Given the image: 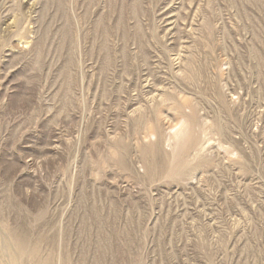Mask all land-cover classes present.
<instances>
[{"label": "rangeland", "instance_id": "374dc122", "mask_svg": "<svg viewBox=\"0 0 264 264\" xmlns=\"http://www.w3.org/2000/svg\"><path fill=\"white\" fill-rule=\"evenodd\" d=\"M0 237V264H264V0H0Z\"/></svg>", "mask_w": 264, "mask_h": 264}, {"label": "bare ground", "instance_id": "6f19581e", "mask_svg": "<svg viewBox=\"0 0 264 264\" xmlns=\"http://www.w3.org/2000/svg\"><path fill=\"white\" fill-rule=\"evenodd\" d=\"M213 125V124H212ZM192 130V129H191ZM153 136V132L150 130L148 131L147 135H146V138H149ZM145 140V139H144ZM190 140V123L186 120L182 122V124L180 125V127L175 131L173 132L172 134H169L167 137H166V143L167 145H169L171 147V150L169 152V155H170V163H176L178 162L177 160L179 159L178 157H180V154L181 152L185 149L186 145L188 144ZM165 143V144H166ZM192 144V143H191ZM188 149V148H187ZM158 151V150H157ZM161 151V150H160ZM186 152V151H185ZM183 153V152H182ZM185 154V153H183ZM186 156V155H185ZM146 157V156H145ZM165 158V157H164ZM178 158V159H177ZM147 162V161H146ZM152 164V163H151ZM153 170V169H152ZM173 172V171H172ZM177 174V173H176ZM20 236V235H19ZM17 237V236H16ZM22 237H19L17 240H18V243H17V248L19 249V251H17V254L14 252V256H18V258L22 257L23 255V245H24V240L21 239ZM6 241H10L9 238H1L0 237V245H4L6 243ZM26 242V240H25ZM11 245V244H10ZM5 247L4 246H1ZM11 248V247H10ZM6 249V248H5ZM17 250V249H16ZM31 255H36V252L35 250L32 249V252H31ZM16 258V257H15ZM17 258V259H18ZM22 263V262H21ZM6 264H18V261L15 259L13 260H8L6 262ZM24 264V263H23ZM28 264V263H27ZM38 264H49V262H39ZM51 264V263H50Z\"/></svg>", "mask_w": 264, "mask_h": 264}]
</instances>
